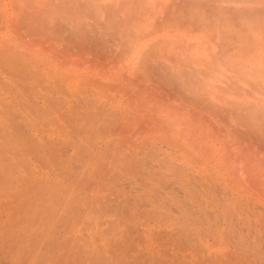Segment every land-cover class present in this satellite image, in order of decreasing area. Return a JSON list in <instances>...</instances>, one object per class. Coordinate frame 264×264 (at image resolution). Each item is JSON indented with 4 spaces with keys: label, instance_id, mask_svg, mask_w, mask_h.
<instances>
[{
    "label": "rangeland",
    "instance_id": "obj_1",
    "mask_svg": "<svg viewBox=\"0 0 264 264\" xmlns=\"http://www.w3.org/2000/svg\"><path fill=\"white\" fill-rule=\"evenodd\" d=\"M0 264H264V0H0Z\"/></svg>",
    "mask_w": 264,
    "mask_h": 264
},
{
    "label": "bare ground",
    "instance_id": "obj_2",
    "mask_svg": "<svg viewBox=\"0 0 264 264\" xmlns=\"http://www.w3.org/2000/svg\"><path fill=\"white\" fill-rule=\"evenodd\" d=\"M98 229H99V227H98Z\"/></svg>",
    "mask_w": 264,
    "mask_h": 264
}]
</instances>
